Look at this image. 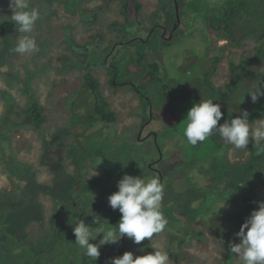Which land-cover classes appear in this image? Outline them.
Listing matches in <instances>:
<instances>
[{
    "label": "rangeland",
    "instance_id": "1",
    "mask_svg": "<svg viewBox=\"0 0 264 264\" xmlns=\"http://www.w3.org/2000/svg\"><path fill=\"white\" fill-rule=\"evenodd\" d=\"M225 1L216 4L217 8H222ZM239 1L244 34L264 33V18L256 21L260 14L264 17V0ZM239 1L235 0L233 5ZM79 2L72 7L53 0H29L30 9L39 12V19L31 33L23 34L16 31L11 21L9 0H0V21L8 40L4 53H0V264H110V258L127 251L135 258L155 250L169 253L170 249L176 255L172 259L169 256L168 264H241L229 250V242L239 243L232 216L234 209H240V197L236 194L238 188L230 186L233 171L226 166L230 162L249 161L247 152L224 142H220V150L210 152L201 151L203 143L188 145L180 131L183 116L173 110L157 112L159 118L143 129L138 116L143 105L139 96L125 87L118 91L111 88V72L99 64L106 50L100 32L108 30L113 37L117 35V43L123 44L127 37L132 38L133 32L136 33L133 37L148 38L146 43L135 39L117 53L130 52L135 45L142 52L148 51L162 72L168 69L188 83L195 77L207 78L208 70H198L194 65L182 71L180 65L191 63L197 55L207 56V49L211 56L216 54L211 50L215 44L223 59L211 81L224 91L232 79L229 61L240 63L256 52L261 41L250 38L240 48L233 47L209 26L196 23L199 13L203 16L210 12L206 8L210 5L208 0H177L180 23L175 20L178 12L174 0H142L141 19H150L155 10L158 14V8L161 13L165 11L166 21L162 25L166 26V37L171 41H165L157 30L148 35L156 24L154 15L148 24H137L132 33L122 29L126 20L119 0ZM132 19L136 21L133 16ZM247 19L252 20V28L247 26ZM174 22L180 26L175 36L171 33ZM22 35L35 39L36 51L24 54L14 51ZM69 35L74 36V46L67 42ZM224 46L227 49L222 50ZM29 56H34L36 62H29ZM110 61L113 62L112 57ZM71 62L79 64L77 70ZM86 63H92L94 71H99L100 90L117 113V122L110 126L89 121L96 94L88 91L78 94L84 90L81 66ZM254 68V72L264 73V65ZM40 70L41 79L47 80V84H36L28 76ZM29 80L33 87H38L34 93L47 116L41 128L25 125L19 114L29 105V98L23 93ZM259 88L257 83L251 90ZM246 91L242 86L238 96L249 99ZM202 95L211 99L208 93ZM194 98L192 105L198 103ZM218 103L225 113L226 102L221 104L218 100ZM155 105L159 111H168L170 101L156 100ZM261 122L264 119L250 121V125L255 128ZM152 132L158 136L156 141L151 138ZM125 173L159 178L164 185L162 212L168 223L164 231L140 244L125 237V243L122 238L118 244L102 246L100 257L94 261L74 243L73 226L81 220L94 230L118 223L121 214L109 206L108 196L118 190L117 182ZM261 195L264 201V192ZM226 200L227 206L220 209ZM94 216L98 225L93 223ZM99 238L90 242L98 243Z\"/></svg>",
    "mask_w": 264,
    "mask_h": 264
},
{
    "label": "trees",
    "instance_id": "2",
    "mask_svg": "<svg viewBox=\"0 0 264 264\" xmlns=\"http://www.w3.org/2000/svg\"><path fill=\"white\" fill-rule=\"evenodd\" d=\"M59 3H63L65 5L75 7L78 5L80 0H53ZM117 1V0H115ZM122 2V13L126 20L125 26H130V32L137 25V22H143L144 19H141L142 13L144 10V4L141 2L142 0H119ZM223 0H208L210 3L207 9H210V12H205V15L201 16V13L198 14V17L195 18V22L199 21L206 26H209L212 31L219 33L221 38L226 40L229 45L233 47L240 48L246 40L250 38H254L255 40L261 41V45L257 47L256 52L250 54L248 57L244 58L240 63H236L233 60L229 61V72L231 76V82L227 85V89L222 90L215 87L211 79L217 73V66L220 61H222L223 57L220 55L219 46L216 47L213 44L212 51H216V54L210 55L212 53L207 49V56L197 55L195 60H192L191 63L187 62L184 65L181 64L182 71H188L194 65L197 66L198 70H203L207 72V78L202 77L195 79L188 83L183 79L176 77V75L172 72H168V69L162 72L161 67H159L158 62H154V60L150 57L147 52H142L143 50H139L135 48V45L130 49V52L126 53H117L122 48L130 46L132 43L126 44L127 46H119L115 51L113 45L117 44V35H110L106 31L100 32L102 36V46L106 47L105 57L100 59L104 68H108L111 72L109 83L110 87L115 90H119L122 88H127V90L135 92L142 101V107L139 109L140 114V123H142L141 127L146 129L151 125L152 121H155L159 118L160 113H166L173 110L175 113L183 116V119L186 118L187 111L193 106L191 104L192 99L199 102L200 100H206L207 98L202 95L209 94V98L216 101H221V104L226 102L225 113L221 120L218 122L219 124H223L225 120H231V118L240 115L238 113V109L240 108L242 111L246 110L249 113V122H255L258 119H264V95H259L258 99L253 102L251 96L249 99L240 98V88L245 86L248 91H246L245 95L254 88V86L259 83L261 88V93H264V73L254 72V67H260L264 65V33L260 32H246L244 34L245 24L241 21L240 18V1L238 4L233 5L235 0H226L224 6L222 8H217L216 4H220ZM32 5H36L34 2ZM39 6V4L37 5ZM204 8V9H206ZM213 9H217L215 12L211 11ZM220 13V14H218ZM55 16L56 12H52ZM132 16L136 21L132 19ZM99 17V15L97 16ZM193 17V15H192ZM264 17L260 14L259 18L256 21H262ZM52 19V15H51ZM90 21V20H88ZM92 22V21H90ZM246 24L249 28H252V20L247 19ZM4 25L1 24L0 21V53H4V46L7 43L6 34L4 33ZM111 26V25H110ZM125 26L121 27L125 30ZM178 26V23H177ZM113 27H117L116 24ZM176 27V26H175ZM172 30H176V28ZM110 28V27H109ZM51 29V24L48 30ZM123 36H126L121 31ZM132 33V32H131ZM254 33V34H252ZM53 38V35L51 36ZM113 40V41H111ZM5 42V43H3ZM67 42L69 45L74 46V36L69 35L67 38ZM131 42L127 37L126 43ZM142 49V48H141ZM222 50L227 49V46L221 48ZM138 50V51H137ZM80 53V52H79ZM3 55V54H2ZM1 56V55H0ZM82 57L86 58L85 54H81ZM80 56V57H81ZM190 58L191 55L189 54ZM110 57V58H109ZM111 57L113 58V62L110 61ZM109 58V60H108ZM14 59H18L16 55H14ZM29 62L36 60L34 56H29ZM67 61H70L68 59ZM154 62V63H152ZM73 69H78V63H72ZM92 63L82 65L81 72L83 74V85L81 89L83 92L78 94H83L86 91L96 94L95 109L94 113L89 115V121L95 125V121L98 123H106L113 124L117 122V113L112 110L110 104L106 100L104 93L101 92V77L99 76V71H94V67H91ZM96 66V65H95ZM101 67V66H100ZM189 68V69H187ZM41 72H33L28 75L31 79L36 81V84L44 83L47 84V80L41 79ZM7 77V74H5ZM8 79V77H7ZM49 80V78H48ZM255 80H259L256 82ZM9 81V80H8ZM32 81L29 80V84L27 86L24 85L23 93L26 94L29 98L28 107L26 110L21 111L23 118V123L27 126H37V128H41L47 122V116L45 115L44 108L41 102L38 100L39 97L36 98L34 93V89L38 88L36 85L32 86ZM24 84V79L21 82L20 86ZM31 84V85H30ZM190 84V85H187ZM156 86V90L154 87ZM172 86L175 87V91L172 92ZM238 92V93H237ZM175 94L179 95L176 96ZM158 102H166L170 101V108L168 111H159L157 106L155 105V101ZM33 103V104H31ZM74 110L76 111L77 102L75 101L73 104ZM152 108V110H151ZM255 109H258V112H254ZM71 110V107L69 108ZM155 112V113H154ZM158 112V113H157ZM150 121V123H148ZM140 129V128H139ZM155 132H152L151 138L155 139ZM158 138V136H157ZM224 142L218 135V133L213 134L201 145V151H212L215 148L220 150L221 143ZM225 143V142H224ZM61 146V144H59ZM231 145V144H229ZM233 146V145H231ZM235 147V146H233ZM249 156V161L245 163L241 162H230L231 166L228 164L226 168L231 169L233 173L231 174L232 186L237 187V196L240 197V209H234L233 213V227L236 233L239 231L240 226L243 222L248 218L251 211L258 207L256 204L257 201H261V192H264V141H262L259 145L255 143V141L251 140L247 148H244ZM215 175V174H214ZM235 208V207H234ZM234 231V232H235ZM174 253V256H173ZM170 258H174L176 255L175 250H169Z\"/></svg>",
    "mask_w": 264,
    "mask_h": 264
},
{
    "label": "clouds",
    "instance_id": "3",
    "mask_svg": "<svg viewBox=\"0 0 264 264\" xmlns=\"http://www.w3.org/2000/svg\"><path fill=\"white\" fill-rule=\"evenodd\" d=\"M174 1L177 7V0ZM9 8L12 12L11 21L14 23L16 31L23 34L31 33L39 19V12L35 8L30 9L29 0H9ZM153 15L156 24L152 28L166 21L163 19L166 16L165 11L161 13L158 8V14L155 10L150 19L136 22L142 26L146 25L149 20H152ZM176 16L177 19L175 20L178 21V16L180 19L179 9ZM179 27L178 25L177 32ZM152 28L149 29V33ZM125 29L130 32V26H125ZM164 30H167L166 26L162 29L163 37L166 36L165 33H168ZM176 34L175 32L174 36ZM168 41L171 40L168 39ZM36 50V41L29 35H22L14 48V51L20 54ZM248 95L255 102L258 96L264 95V93H261L259 88L249 91ZM238 113L240 115L232 117L230 121L225 120L223 124L218 126V122L223 116L221 105L214 103L212 99L200 100L193 104L187 111L186 118L182 120L183 123L180 124L181 135L187 144L193 147L198 143H204L216 133L226 144H231L239 149L247 148L250 138L259 145L264 141V122L252 128L248 119L249 113L240 108ZM106 125L110 126L111 124ZM117 189L108 196L109 206L113 210L118 209L121 214L116 225L99 226L94 230L93 227L81 220L73 226L74 243L94 261L100 257L99 249L102 246L118 244L125 237L131 239L135 244H140L146 238L151 239L154 234L164 231L168 223L162 212L164 185L158 177L133 176L125 173L118 180ZM226 202L227 200L220 209L227 206ZM256 204L258 207L251 211L248 218L240 226L239 231L235 233V236L239 238V243L229 242L230 254L234 255L241 264H264V201H257ZM93 223L99 224L97 216H94ZM98 236L100 237L98 243L90 242L96 241ZM220 243L223 245L224 242L220 240ZM111 254L115 255L116 253ZM168 261V252L162 250L138 255L135 258L131 251H127L122 256L110 258V264H168Z\"/></svg>",
    "mask_w": 264,
    "mask_h": 264
},
{
    "label": "flooded vegetation",
    "instance_id": "4",
    "mask_svg": "<svg viewBox=\"0 0 264 264\" xmlns=\"http://www.w3.org/2000/svg\"><path fill=\"white\" fill-rule=\"evenodd\" d=\"M177 21V20H176ZM175 25H176V22L174 23V27H175ZM163 27H164V25H162V24H159V25H155L151 30H150V33H149V35H151L154 31H156L157 30V32L159 31L160 32V34H161V36H162V34H163V31H162V29H163ZM174 27H173V29H174ZM172 29V30H173ZM162 31V32H161ZM165 31V30H164ZM165 32H167V31H165ZM171 33H172V31H171ZM133 35H135L136 33L135 32H133L132 33ZM166 34V33H165ZM163 36H164V34H163ZM162 36V38L165 40V41H168V38L165 36V37H163ZM135 39H137V42H142V43H146V42H149V40H148V38H143V37H133L132 36V38L130 39V41H133L134 42V40ZM128 43H130V42H127V43H117V44H114L113 45V47L112 48H114V51L119 47V46H127L126 44H128ZM117 46V47H116ZM151 110H152V108H151Z\"/></svg>",
    "mask_w": 264,
    "mask_h": 264
},
{
    "label": "water",
    "instance_id": "5",
    "mask_svg": "<svg viewBox=\"0 0 264 264\" xmlns=\"http://www.w3.org/2000/svg\"><path fill=\"white\" fill-rule=\"evenodd\" d=\"M177 12H178V7H177ZM178 22L180 23V19H179V16H178ZM178 28V27H177ZM177 28H176V30H177ZM175 30V31H176ZM175 31H174V33H175ZM173 33V34H174ZM155 141L157 140V135H155V139H154ZM159 151L161 152V150L159 149ZM161 158H162V154H161ZM123 241H124V243H125V238H123Z\"/></svg>",
    "mask_w": 264,
    "mask_h": 264
}]
</instances>
